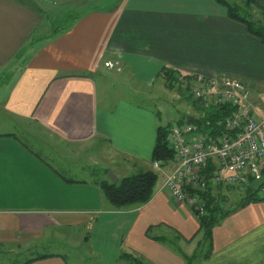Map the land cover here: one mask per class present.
<instances>
[{"label":"crops","instance_id":"1","mask_svg":"<svg viewBox=\"0 0 264 264\" xmlns=\"http://www.w3.org/2000/svg\"><path fill=\"white\" fill-rule=\"evenodd\" d=\"M57 3L0 0V80L6 69L15 71L0 92V112L10 127L0 130V247L16 250L36 240L52 248L7 264H72L69 245L86 243L95 253L92 241L100 238L103 216L118 243L112 264H130L120 259L124 251L150 264H185L146 234L150 225H171L185 238L187 254L202 236L194 207L162 189L174 164L152 168L158 117L135 102L130 89L157 100L158 80L170 88L167 68L237 77L251 88L252 101L264 104V43L218 0H82L64 10L78 14L77 22L55 34L65 13L53 8ZM116 84L128 97L109 92ZM96 143L105 145L101 158L112 165L95 166L98 156L91 154L89 163L83 155ZM109 167L119 179L153 169L163 180L147 203L119 209L94 183ZM233 187L213 186L225 201H240L215 226L212 255L197 264H264V200L241 206L246 187Z\"/></svg>","mask_w":264,"mask_h":264},{"label":"built area","instance_id":"2","mask_svg":"<svg viewBox=\"0 0 264 264\" xmlns=\"http://www.w3.org/2000/svg\"><path fill=\"white\" fill-rule=\"evenodd\" d=\"M105 64L118 66L111 61ZM170 82L204 110L230 108L218 122L223 129L213 135L199 130L195 122L169 124L167 139L175 152L174 169L167 174L162 189L204 213V193L210 186L247 187L264 175V104H255L249 85L234 76L176 73ZM209 160H214L216 168L207 178L202 170ZM152 166L160 169L163 162ZM256 191L264 198V184Z\"/></svg>","mask_w":264,"mask_h":264},{"label":"trees","instance_id":"3","mask_svg":"<svg viewBox=\"0 0 264 264\" xmlns=\"http://www.w3.org/2000/svg\"><path fill=\"white\" fill-rule=\"evenodd\" d=\"M224 4L229 11L231 18L243 21L249 32L258 36L264 43V6L256 3L255 0H242L241 4L233 0H218ZM254 16L259 17L258 21H254ZM79 19V15L73 13L70 19L66 15L62 22L58 21L55 29V34H59L64 30L71 28ZM35 35L31 37V42ZM174 75L172 70L165 69L163 76L168 81V86L173 87L170 82L171 77ZM181 90V89H180ZM197 107H200L198 102L194 100ZM204 110V109H203ZM230 112V108H213L212 110H204L203 116L199 117L196 123L197 128L208 134L220 133L223 129L219 126V120L223 119L225 115ZM194 122L187 118L179 120V123ZM158 125L156 131V141L152 153V165L156 161H162L163 165L172 163L174 157V150L171 147L167 136L169 133V125ZM216 166L214 160H209L207 165L202 170V174L210 178ZM110 168L104 169L105 178L95 179L94 183L98 184L104 196L116 208L122 209L131 206H138L147 203L154 195L156 185L159 179V174L153 169L140 170L120 178L117 182H113L108 173ZM68 181L73 182L68 179ZM231 187V186H230ZM233 187V186H232ZM240 188V187H237ZM218 190H213V186L209 187L204 193L206 208L204 213H200L195 209L196 214L200 221V232L202 234L197 246L192 254H187L183 251L181 242L185 240L182 233L175 227L162 223L158 225H150L146 231L149 238L156 240L174 250L184 258L185 264H197L201 260L209 258L214 250V228L215 226L230 212V208L224 205V196H219ZM256 200H264L258 196L257 191L253 190L250 185L245 188L243 197L241 198L240 205L243 206L249 202ZM161 227L165 228L159 230ZM41 255L39 257H43ZM120 259L129 262L130 264H150L142 256L132 252L124 251L120 254ZM32 259H29L21 264H28Z\"/></svg>","mask_w":264,"mask_h":264},{"label":"rangeland","instance_id":"4","mask_svg":"<svg viewBox=\"0 0 264 264\" xmlns=\"http://www.w3.org/2000/svg\"><path fill=\"white\" fill-rule=\"evenodd\" d=\"M25 1L32 4L35 3V0H25ZM56 1L58 3L53 5L54 6L53 8L56 7L57 11H61V13H64L65 12L64 10L70 9L69 6L73 4L77 5L82 0H56ZM233 1H237L240 4L242 2V0H233ZM43 2H47V1H43ZM68 13L69 12H65L64 14H62L60 16V18L63 17L61 20H64ZM72 17L73 15L70 16V19ZM6 73H8L7 76ZM3 77L5 78L0 80V92L5 87H7L8 84L12 82L13 78L15 77V71H13L12 69L10 70L6 69V71H4ZM120 84H116L114 88L109 89V92L113 95L118 92H121L122 94L128 97V90L125 89L124 85H120ZM157 87H160L159 95L161 96L157 100L141 97L142 94L139 93L140 90L131 88L130 91L133 94H135L136 97H138V99H136L135 102L154 110V113H156L158 117V124L167 125L169 120L177 122L179 120L187 118V115L189 113H191V115H194L198 119L199 117L203 116L204 110L201 107H197L195 105L194 100L192 99L191 96L187 94L186 91L176 89L175 87L166 88L165 81L161 79L158 80ZM132 93L131 95H133ZM132 98L133 97L131 96V99ZM8 119H9L8 117H5L3 113L0 112V130L4 126L6 127L2 130L10 128ZM104 146L105 145L103 143H96L94 147L89 148L86 151L83 150V155H88L89 163H90L91 154H95L100 159L98 160L99 163L95 164V166L105 167L107 164H105L103 159L101 158L102 157L101 155L104 152V148H105ZM61 151L66 152L65 148H61ZM67 151L69 152V153L66 152L68 153V155L71 154V151L69 149H67ZM71 160H76V159L72 158ZM110 165L112 164H109L107 166ZM112 167L116 168L117 165H113ZM110 171H113L115 173L114 170H110ZM97 174L99 176L104 175V170L98 171ZM162 180H163V176L161 174L159 178V183H161ZM231 192H234V189H232ZM234 201L235 202L240 201V198H237V196L236 197L232 196L230 197V200L228 199V201H225V199H223L222 197V202L227 207L230 206V204L233 205ZM98 223L102 224L103 228L96 230V235H100V238L98 239V237H95L94 242L92 241V244L95 249V253L89 250L88 248L89 245H87L86 243L83 244V248L70 247L69 245L68 248L72 249L71 252H69L72 264H112V262H114V255L118 250V243H116V241L114 240L112 226H110V224L108 223L107 216L100 217L98 219ZM69 241H72V239L70 238ZM16 246L17 249L14 250L10 245H5V246L1 245L0 264H7L10 260L11 262H21L26 258L37 256L38 254L41 253H46L52 249L50 246L42 244L36 240L33 243L23 244L19 246L16 245Z\"/></svg>","mask_w":264,"mask_h":264},{"label":"water","instance_id":"5","mask_svg":"<svg viewBox=\"0 0 264 264\" xmlns=\"http://www.w3.org/2000/svg\"><path fill=\"white\" fill-rule=\"evenodd\" d=\"M254 21H258V17L257 16H254ZM187 119L188 120H191V121H194V122H198V118L195 117L194 115H188L187 116ZM109 178L113 181V182H117L119 180L118 176L113 172V171H110L109 172ZM264 184V175L261 176L260 178H257L255 180H253L250 184V187L253 189V190H257L261 185Z\"/></svg>","mask_w":264,"mask_h":264}]
</instances>
